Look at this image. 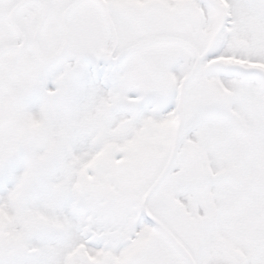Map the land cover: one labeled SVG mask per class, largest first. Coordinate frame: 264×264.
<instances>
[{
	"label": "snow or ice",
	"instance_id": "1",
	"mask_svg": "<svg viewBox=\"0 0 264 264\" xmlns=\"http://www.w3.org/2000/svg\"><path fill=\"white\" fill-rule=\"evenodd\" d=\"M0 264H264V0H0Z\"/></svg>",
	"mask_w": 264,
	"mask_h": 264
}]
</instances>
